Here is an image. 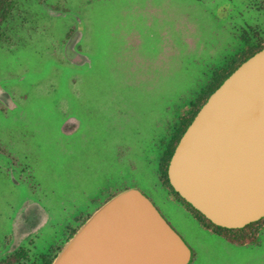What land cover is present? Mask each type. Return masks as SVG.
<instances>
[{"label":"rangeland","instance_id":"rangeland-1","mask_svg":"<svg viewBox=\"0 0 264 264\" xmlns=\"http://www.w3.org/2000/svg\"><path fill=\"white\" fill-rule=\"evenodd\" d=\"M260 41L264 0H18L0 27V264L17 248L42 264L129 188L189 264H264V230L248 246L205 231L159 172L179 111Z\"/></svg>","mask_w":264,"mask_h":264},{"label":"water","instance_id":"water-1","mask_svg":"<svg viewBox=\"0 0 264 264\" xmlns=\"http://www.w3.org/2000/svg\"><path fill=\"white\" fill-rule=\"evenodd\" d=\"M173 190L214 225L264 217V48L208 97L167 167ZM191 250L136 188L98 207L51 264H189Z\"/></svg>","mask_w":264,"mask_h":264},{"label":"trees","instance_id":"trees-1","mask_svg":"<svg viewBox=\"0 0 264 264\" xmlns=\"http://www.w3.org/2000/svg\"><path fill=\"white\" fill-rule=\"evenodd\" d=\"M18 0H0V27L6 22L15 8ZM264 48V41L255 47L245 46L239 54H237L231 61L218 68L209 81L208 85L198 94L193 101L184 106L178 113L170 136L163 147V153L159 161V172L161 174L160 180L164 186L171 192V194L184 206L187 212L200 224V226L207 232L216 235L226 242L236 246L257 245L259 234L264 230V217L256 222H252L240 229H228L214 225L211 221L205 218L200 212L195 210L189 203L182 199L176 193L169 183L167 177V167L169 160L177 146L183 133L190 125L195 115L207 101L208 97L222 84V82L245 60L250 58L253 54ZM88 218V217H87ZM87 218L83 219L82 224ZM79 224V225H80ZM77 229L72 230L57 251L50 254L49 257H42V264H51L57 252L62 248L64 243L75 233ZM7 257V258H6ZM2 264H20L27 257V251L23 248L15 249L9 256H6ZM192 258V257H191Z\"/></svg>","mask_w":264,"mask_h":264}]
</instances>
